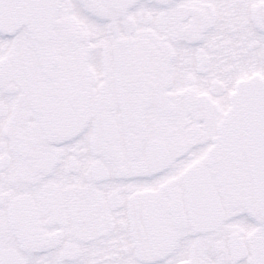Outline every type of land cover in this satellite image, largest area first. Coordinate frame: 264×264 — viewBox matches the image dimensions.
<instances>
[{
  "label": "snow or ice",
  "instance_id": "6c2138e0",
  "mask_svg": "<svg viewBox=\"0 0 264 264\" xmlns=\"http://www.w3.org/2000/svg\"><path fill=\"white\" fill-rule=\"evenodd\" d=\"M0 264H264V0H0Z\"/></svg>",
  "mask_w": 264,
  "mask_h": 264
}]
</instances>
